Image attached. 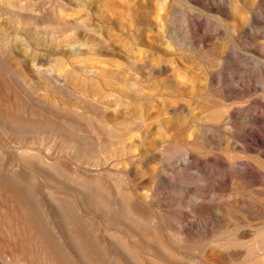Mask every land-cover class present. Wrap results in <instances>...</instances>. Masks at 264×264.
Here are the masks:
<instances>
[{
    "label": "rangeland",
    "instance_id": "obj_1",
    "mask_svg": "<svg viewBox=\"0 0 264 264\" xmlns=\"http://www.w3.org/2000/svg\"><path fill=\"white\" fill-rule=\"evenodd\" d=\"M0 264H264V0H0Z\"/></svg>",
    "mask_w": 264,
    "mask_h": 264
}]
</instances>
